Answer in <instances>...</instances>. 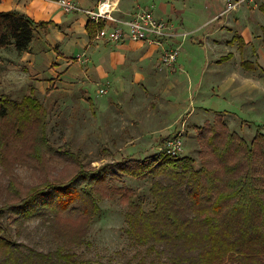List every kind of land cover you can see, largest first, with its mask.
<instances>
[{"label": "trees", "instance_id": "obj_1", "mask_svg": "<svg viewBox=\"0 0 264 264\" xmlns=\"http://www.w3.org/2000/svg\"><path fill=\"white\" fill-rule=\"evenodd\" d=\"M258 10L264 15V1ZM50 24L34 22L18 11L0 12V51L30 52L32 42L45 35ZM104 27V20L87 21L88 41ZM261 41L264 45V29ZM47 116L33 87L20 99L0 95L1 170L14 164L41 170L53 159L75 166L70 180L31 187L25 197L0 209V217L12 216L9 224L16 229L35 218L46 221L51 240L57 242L43 251L20 243L19 232L12 236L0 225V264H100L73 251L83 245L86 228L66 242L58 224L68 216L91 222L99 215V202L112 192L111 182L122 177L149 180L151 197V206L145 209L134 190L115 189L127 197L124 233L138 247L133 260L125 264H264L261 129L246 140L218 115L198 127V165L189 155L170 157L161 150L142 159L121 157L89 168L80 151L51 144Z\"/></svg>", "mask_w": 264, "mask_h": 264}, {"label": "crops", "instance_id": "obj_2", "mask_svg": "<svg viewBox=\"0 0 264 264\" xmlns=\"http://www.w3.org/2000/svg\"><path fill=\"white\" fill-rule=\"evenodd\" d=\"M57 1H1L0 12L18 11L34 22L51 23L47 33L33 41L30 52L17 55L13 49L0 51L2 94L20 99L28 87H33L40 100L57 92L52 90L57 84L74 82L75 76L88 80L85 75L94 72V67L87 70L81 64L88 54L96 56V74L106 81L105 87L113 82L120 86V92L128 94V87H136L133 94H140L143 88L160 82L165 83L162 94L182 96L191 87L194 96L189 99L188 93V99L201 119L215 114L227 116L233 127L240 123L239 130L243 127L252 135L264 125V121L259 123L264 119V45L261 41L264 15L258 10L264 0H234L240 3L229 11L226 9L232 0H65L81 9L73 13L64 12ZM97 10L123 21L131 20L141 11L149 12L154 20L165 23L166 32L173 36L159 40L158 44L129 41L112 44L96 38L89 42L85 24L90 19L84 11ZM113 26L114 23L105 21L104 28ZM196 33H201L200 42H196ZM101 43L106 46L99 47ZM175 47L179 48V54L174 65L163 68L161 75L152 74L150 71L155 70L150 60L153 52ZM110 54L115 59L123 60L129 55L137 60L130 64L126 78L118 69L121 63H105ZM126 98V101L133 100L134 96ZM137 119L143 127L148 122L142 117ZM165 120L164 127L154 130L159 139L164 131L177 126L176 121ZM148 131L154 134L153 129ZM261 131L264 132V128ZM129 143L130 148L135 147L132 140Z\"/></svg>", "mask_w": 264, "mask_h": 264}, {"label": "rangeland", "instance_id": "obj_3", "mask_svg": "<svg viewBox=\"0 0 264 264\" xmlns=\"http://www.w3.org/2000/svg\"><path fill=\"white\" fill-rule=\"evenodd\" d=\"M201 33L195 34L196 42H200ZM102 46L106 45L99 44V47ZM181 48L185 51V44L182 43ZM163 52L164 50L153 52L150 60L155 64V70L150 71L152 74L157 72L161 75L164 72L163 68L168 69L174 65L170 67L163 65L160 59ZM197 52L200 53L199 50ZM95 57L87 54L81 63L87 70L94 67V72L85 75L89 78L88 80L81 78L80 75L75 76L74 82L66 85L57 84V87L52 89L57 92L40 99L48 115L47 133L51 144L54 146L69 145L73 152H81L85 167L98 168L121 157L142 159L161 151L162 143L178 138L182 142L180 156L189 155L198 165L200 162L199 145L196 138L198 127L212 122L218 115H202L205 118L201 119L200 113L189 101L194 96L191 87L186 93V87L184 88V96L175 93L162 94L165 83L160 82L148 85L147 89L143 88V93L140 94H133L136 87H128L126 89L128 94L120 92L118 91L120 86L113 82L105 87L106 81L96 74ZM114 62L121 63L118 69L126 78L130 64H134L137 60L129 55L124 56L123 60L115 59L112 58V54L105 59V63ZM99 89H106V93L99 95ZM114 92L117 96L113 94ZM2 93L0 87V95ZM188 93H190L189 99ZM131 94L134 99L126 101L125 98ZM87 97L91 102L86 101ZM179 109H181L180 112ZM137 117L148 119L144 127ZM166 118H169L168 123L176 121L177 126L175 125L173 130H167L169 133L164 131L161 134L162 138L159 139L158 132L154 130L164 127ZM221 118L231 130L239 131L238 133L246 140L251 139L252 133L247 132L243 127L239 130L238 124L240 123H237V127H233L227 116L221 115ZM263 121L264 119L259 123ZM130 123H132L131 126ZM136 124L137 127L134 126ZM263 128L264 125H261L258 129ZM149 129H153L154 134H150ZM129 140L134 142L135 147L130 148L132 145H129ZM74 167L68 161L53 159L48 164L46 162L41 170H35L22 164H14L11 168L4 170L0 169V209L25 197L28 194L27 190L31 187L55 180H70L75 174ZM118 187L134 190L133 194L144 201V208H150L151 197L148 192L150 181L122 177L111 182L112 192H109L99 202V215L91 222L85 218L68 216L58 224L64 229L66 242L75 238L74 233L78 230L86 228L83 245L73 247V251L83 260L100 264H125L134 257L138 250V247L134 248L130 244L129 238L124 233L127 197L115 192ZM127 194L131 196V193ZM7 215L9 216L6 214L0 217V225L12 236L15 232H19L20 237L17 241L20 243L43 251L57 244L49 236L52 232L46 227L48 225L46 221L35 218L16 229L9 224L12 216Z\"/></svg>", "mask_w": 264, "mask_h": 264}, {"label": "built area", "instance_id": "obj_4", "mask_svg": "<svg viewBox=\"0 0 264 264\" xmlns=\"http://www.w3.org/2000/svg\"><path fill=\"white\" fill-rule=\"evenodd\" d=\"M232 1L233 3L227 6L226 11L234 9L235 5L240 3V1ZM57 3L66 13L81 11V9L76 7V5H73L65 0H58ZM84 13L91 21L97 22L98 20H105L115 24V26L111 29H102L95 37L97 40L105 41L107 43L119 44L129 41L136 43L158 44L159 40H164L168 36H173L172 34H168V32H166L165 23L154 20L152 15L146 11L136 13L131 20L126 21L114 19L105 12H101L99 10L96 12L84 11ZM178 54V47L164 51L160 57L161 62L163 65L170 67L175 63ZM105 93L106 89H99L98 91L99 95H104ZM162 150L167 156H179L182 152V142L178 138L170 139L164 143Z\"/></svg>", "mask_w": 264, "mask_h": 264}]
</instances>
